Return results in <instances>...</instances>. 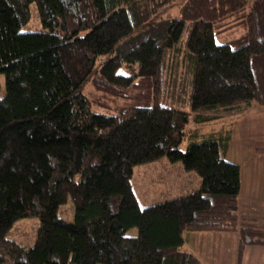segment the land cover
<instances>
[{"label": "trees", "instance_id": "1", "mask_svg": "<svg viewBox=\"0 0 264 264\" xmlns=\"http://www.w3.org/2000/svg\"><path fill=\"white\" fill-rule=\"evenodd\" d=\"M175 1L0 0V264H206L182 247L192 231L239 233L235 264L264 246V218L238 210L232 129L199 126L264 106V0H185L161 16ZM34 2L45 30L22 31ZM180 87L190 109L161 102L182 101ZM164 156L201 185L142 206L135 166ZM69 199L73 220L58 214ZM32 215L26 248L8 234Z\"/></svg>", "mask_w": 264, "mask_h": 264}, {"label": "rangeland", "instance_id": "2", "mask_svg": "<svg viewBox=\"0 0 264 264\" xmlns=\"http://www.w3.org/2000/svg\"><path fill=\"white\" fill-rule=\"evenodd\" d=\"M184 1L176 0L170 6H167L160 15H179V7ZM31 14L30 20L23 24L22 31L45 30L35 2L31 4ZM193 25V21H187L180 40L181 44L185 43L186 46V41L193 31ZM43 54L37 58V63L41 66H39L40 68H43L48 61L46 56L48 51L43 52ZM103 57L106 59L108 55ZM101 64L102 60H99L96 67L98 68ZM185 73L186 71H184V77L182 78H185ZM0 81L2 84L0 98H2L6 87L5 76L2 73H0ZM90 87L91 84L88 82L85 90L88 91ZM184 89L185 87L172 89L173 92L179 90L182 101L173 100L171 97L169 98L165 96L166 94H163L161 102L167 105L190 109L191 98L189 95L186 97ZM163 93L167 92L164 91ZM190 126L195 127L196 125L192 124ZM199 126L203 132L210 131V129H218L222 126L232 129V141L226 156L230 161L241 165L242 190L238 196L239 213L241 216L251 215L258 219H263L264 107L257 105L255 102L253 106L242 113L233 115L223 114L220 118L210 120ZM182 144V148L186 149L187 141H184ZM201 180L202 178L199 177L197 171L192 169L187 170L180 160L173 162L168 156L135 166V171L131 178L139 203L142 206L155 204L182 194H188L200 187ZM58 214L69 220L75 218V206L71 199L59 206ZM40 225L41 219L36 215L21 217L14 222L9 231L8 238L14 239L26 248L32 247ZM137 230V227L131 228L128 233L133 235ZM185 235L187 241L182 247L186 250L194 251L204 263L211 264L214 260H217V264H235L239 233L192 231L185 232ZM245 255L243 264H264V246L262 245L248 246Z\"/></svg>", "mask_w": 264, "mask_h": 264}, {"label": "crops", "instance_id": "3", "mask_svg": "<svg viewBox=\"0 0 264 264\" xmlns=\"http://www.w3.org/2000/svg\"><path fill=\"white\" fill-rule=\"evenodd\" d=\"M256 103H257V102H256ZM257 105L264 107L263 105H260V104H258V103H257ZM246 251H247V250H246Z\"/></svg>", "mask_w": 264, "mask_h": 264}]
</instances>
